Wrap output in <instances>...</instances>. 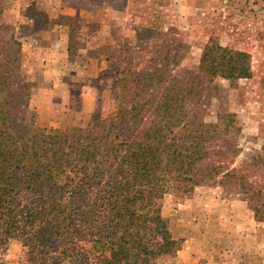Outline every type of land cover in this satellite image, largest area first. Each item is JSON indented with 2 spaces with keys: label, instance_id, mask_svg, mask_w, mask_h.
Instances as JSON below:
<instances>
[{
  "label": "trees",
  "instance_id": "16d2710c",
  "mask_svg": "<svg viewBox=\"0 0 264 264\" xmlns=\"http://www.w3.org/2000/svg\"><path fill=\"white\" fill-rule=\"evenodd\" d=\"M177 56L166 53L160 66L142 71L123 69L116 110L65 129L34 127L18 116L29 96L13 89L12 78L25 89L29 83L18 73L20 57L6 58L0 264H9L13 240L25 248L24 264H156L180 249L162 213L168 182L185 191L220 175L245 182L220 163L236 152L226 137L241 130L233 114L206 123L200 113L217 77H251L249 53L211 40L196 70L174 74Z\"/></svg>",
  "mask_w": 264,
  "mask_h": 264
},
{
  "label": "rangeland",
  "instance_id": "374dc122",
  "mask_svg": "<svg viewBox=\"0 0 264 264\" xmlns=\"http://www.w3.org/2000/svg\"><path fill=\"white\" fill-rule=\"evenodd\" d=\"M60 5L68 13L53 8ZM63 28L70 30L65 55ZM211 40L251 58V77L210 83L200 113L206 123L233 114L241 130L226 137L236 152L220 163L246 179L220 175L191 191L168 182L162 213L180 249L156 264H264V0H0V70L20 57L29 89L18 75L11 82L28 94L18 116L34 127L65 129L107 115L120 104L123 69L160 66L178 52L173 73L196 70ZM25 256L20 241L10 242L9 264Z\"/></svg>",
  "mask_w": 264,
  "mask_h": 264
},
{
  "label": "crops",
  "instance_id": "0c3cea01",
  "mask_svg": "<svg viewBox=\"0 0 264 264\" xmlns=\"http://www.w3.org/2000/svg\"><path fill=\"white\" fill-rule=\"evenodd\" d=\"M53 8L59 9L63 13H68V7H64L63 5H60L59 7L58 6L57 7L54 6ZM62 31H63V34L60 35L61 36L60 39L62 40V43H61L62 48H61V50L64 49V51H62L63 52L62 54L65 55V53L70 49V30L68 28V30L65 33V29L63 28ZM89 90H90V94L91 95H93L94 92H96V90L93 87H90Z\"/></svg>",
  "mask_w": 264,
  "mask_h": 264
}]
</instances>
